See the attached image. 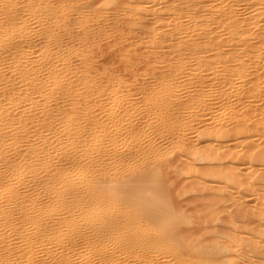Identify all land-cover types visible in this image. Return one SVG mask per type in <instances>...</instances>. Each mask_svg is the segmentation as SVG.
Here are the masks:
<instances>
[{
	"label": "bare ground",
	"instance_id": "bare-ground-1",
	"mask_svg": "<svg viewBox=\"0 0 264 264\" xmlns=\"http://www.w3.org/2000/svg\"><path fill=\"white\" fill-rule=\"evenodd\" d=\"M52 1L0 0V264H74L77 241L94 247L96 243L112 241L110 251L113 243L120 250L138 251L140 257H134L143 258L144 264H264V174L254 169L257 165L253 167V162H264V148L254 140L255 136H264V0H149L158 6L154 26L146 31L140 24L138 29L145 31L143 36L146 34L151 43L165 35L169 42L155 45L167 49L159 52L167 72L157 75L159 87L149 89L151 93L146 91L142 105L129 97L122 98L121 77L102 74L105 68L100 75L84 51L78 56L79 65L71 61L73 66L60 52L62 42L50 45L52 26H65L62 20L71 6L70 0L69 6L64 1L56 6ZM137 1L130 0L123 13L152 9L139 6ZM77 11L82 21L85 14L80 6ZM138 14L134 18L131 15L133 23L147 15ZM132 22L126 25L130 32L136 25ZM42 26H46L42 31L48 40L32 56L28 45ZM209 52L213 57L207 56ZM5 67L7 73L3 72ZM179 75H184L182 82L187 85L198 79L191 90L183 91L188 97L185 119H180L182 108L177 103L182 93L176 80ZM190 92L193 94L189 98ZM215 100H219L218 106ZM172 102L177 105L171 106ZM214 106L225 122L212 119ZM199 112L204 120H199ZM203 123L206 128L186 147L182 146L186 133L197 132L196 125ZM149 129L150 138L145 134ZM236 135L244 139L240 136L234 147L245 150L238 153L247 157V164L252 166L245 171L219 163L224 155L232 153L230 146L226 151L231 150L224 153L222 144L196 148L202 137L225 143ZM167 136L183 148V158L194 156L197 160L204 154V160L218 161L222 168L215 167L219 171L226 168L219 174L225 176V185L215 188L213 196L226 185H231V197L239 193L237 188L250 194L252 191L256 202L250 195L249 201L255 203L251 207L255 210L250 212L258 217V226L250 229L239 227L241 223L235 225L236 217L239 221L250 214V208L246 215L242 210L245 205L241 204L248 195L239 197L240 192L236 198L241 201L234 203L232 228L220 232L221 240L205 238L212 244L194 242L197 233L182 228L187 218L175 204V190L168 189L171 180L167 179L172 176L164 177L176 159L172 156L169 166H162L160 160L166 162L172 150L160 143ZM181 150L178 152L183 154ZM216 173L209 174L215 178ZM175 181L177 187L179 182ZM201 181L196 182L198 192L205 183ZM224 199L228 201L224 197L218 202ZM218 202L212 203L215 210L221 205ZM207 203L205 210L210 206ZM210 210L215 211L211 206ZM251 216L244 222H254ZM115 250L119 256L120 251Z\"/></svg>",
	"mask_w": 264,
	"mask_h": 264
},
{
	"label": "rangeland",
	"instance_id": "rangeland-1",
	"mask_svg": "<svg viewBox=\"0 0 264 264\" xmlns=\"http://www.w3.org/2000/svg\"><path fill=\"white\" fill-rule=\"evenodd\" d=\"M62 1L66 2L65 4H67V1L69 2V0H53L52 2H54V4L56 6L57 5L60 6V4H62ZM129 1L130 0H82V1L70 0V3L71 4L70 3H68V4L71 5V6H69L67 4L70 8L68 7L69 9H68V11H66V13L64 15L65 18H63L64 20H62V22L64 21L65 26H63L61 28H60V26L59 27L57 26L58 28H55V26H52L55 29L51 27L54 30L53 31L51 29V32L54 34V35L52 34L53 35L52 36L53 38L51 37V42L48 39H46V37L43 36L44 35V32L42 30H44L46 26L40 27L38 29V32H36V33L33 34L32 37L33 38L35 37L36 39L35 38L34 39L32 38L33 40L29 43L28 46H30V47L28 48V50L30 49L32 51V53H33L32 56H34L39 51V49H41V47L46 44L47 40L50 43V45H55V42L59 41L60 43L62 42V45L60 44V52H61L62 56L64 54V56L66 58V61L69 62L71 65L74 64L76 66L79 65V62H80L79 61L80 60L79 59L80 57H78V56H80L81 55L80 53H82L84 51L86 54L84 52L83 53L85 55L89 56V58H91L90 61H91L92 67L95 66L93 68L94 69L96 68L97 70H95V71L98 72L100 75L105 74L107 72V75L113 74L114 77H118V76L121 77L120 79H122V80H121V83H120L119 86H120L121 91H122L121 92L122 98L124 97V99H125V97L126 98L129 97V98H131L134 101V103L140 102L139 105H142L143 104V101H141V100L143 99V97H145L144 94H146L148 92L151 93L150 90H152V88L154 90H156L159 87V84L157 82L158 80L156 78L157 75L159 73H161V72H163V73H165V71L167 72L166 63L163 62V65H165V66H163L164 68H162V63H161L162 61H160L161 59L159 60L160 53L162 51L165 52L167 49L164 48V50L166 49L164 51V50H162L163 48H161V49L159 48L160 49L159 50L157 48V46H158V44L161 45V43L163 41H166V42L168 41L169 42V39H168L169 37L167 38L168 35L167 36L165 35L164 38L161 37V39L160 38L158 40L156 39V40H154V43L153 42L151 43L149 41V38L146 37V34L143 36V34H144L145 31H142L141 32L138 29L139 28L138 25H140V24L142 25V27H144V30H146V31L148 29H150V27L152 28L154 26V24L152 23V21H154L153 18H155L154 10H156V8L158 7V6H156L157 5L156 4L157 3L156 1L149 2V0H139V1L136 0L139 3V6H141L140 4H144V5H142V7L145 6L146 8H149L151 6L152 9L151 10H148L147 9L146 11L142 9L141 12H136L137 14L135 13V10H133V11H127V13L124 14L123 13L124 12L123 9H125V6L129 4ZM81 5L83 7H81ZM79 6L82 9V12L85 14V18L82 21H80L79 14H78V11H77L78 8H79ZM125 10H127V9H125ZM138 13L143 14V15L144 14H147V15L146 16L145 15L142 16L141 19H137V20H134L133 19L135 21L133 23L132 22V19L130 17L132 15V17L134 18V15L135 16L136 15H139ZM239 13H242V9H240V8H239ZM129 18L131 19L130 22H132L133 24H136L135 25V29L132 30L133 34H131L132 32H130L131 31L130 28H128L129 29L128 30L127 27H126L127 24H130ZM136 21L138 22V24L136 23ZM35 34H39V36L38 35L36 36ZM58 39H60V40H58ZM145 41H147V42H145ZM166 42H163L162 43L163 46H165L166 44H168V42L167 43ZM155 45H157V46H155ZM152 46L153 47L155 46L154 48L156 50ZM152 53H156L155 56ZM211 53L212 52H209L208 53L209 55L207 54V56H210ZM169 56L170 55H168V57ZM156 57L158 58V61H157V58ZM211 57H213V56L211 55ZM165 58H167V57L165 56ZM71 61H72L73 64L71 63ZM156 61L157 62H160V64L157 63ZM151 65L154 66L155 70H153L154 68H152L150 70V68L152 67ZM149 66H150V68H149ZM5 68H6V70H5ZM5 68H3V72H6L7 73V71H9V70L7 69V67H5ZM159 69H161V71ZM100 70H103L101 72L102 74L99 72ZM103 72H105V73H103ZM109 72H110V74H108ZM98 73H96V74L98 75ZM206 75L209 76V74H206ZM179 76L176 78V80H177V83L180 86L179 90L182 91V93H181L182 95L180 94L181 99L179 100V102L177 101V103H178L179 106L181 105L180 108H182L180 110V112H179L180 119H185L187 117V115L185 113V111H186L185 109H187V107H188V106H185V105L187 104L188 97H187V94H184L183 95V93H184L183 91L185 89H190L191 90L192 89V86L195 85V83L197 82L198 79H192V81H190L191 83L189 85H187V83L182 82L184 80L183 79L184 78V75L183 76L179 75ZM157 84H158V86H157ZM146 91H148V92H146ZM190 93L191 94H188L189 95V98L193 94V92H190ZM185 97H187V98H185ZM235 100L236 99H234L232 101L233 105H235L237 103V101H235ZM217 101H219V100H215L214 101L216 103L214 105H216V106L219 105L217 103ZM177 103L176 102H174V103L172 102L171 103L172 104L171 106L174 107V106L177 105ZM174 104H176V105H174ZM216 106H214L215 108L213 109L214 115H213L212 119L214 118L215 119L214 121H217L219 123L225 122L226 118H224V117L221 116L220 111L219 110L215 111ZM237 109H238V107H237ZM198 115H199V120L200 119L202 120L203 117H201V116L203 115V113H200L199 112ZM192 118H194V117H192ZM204 118L206 119V118H208V116L206 115ZM227 123H228V120H227ZM204 124L205 123L196 125V128L197 129L195 128L194 130H196L197 132H193V131L191 132V131H188L187 130L189 133H186L187 134L185 136L186 138L181 143L182 146H185L186 147L189 143H191L192 140L195 139L196 134L200 130L206 128V126ZM141 134H144V133L142 132ZM145 134L147 136H149V138H150V129L147 130V131H145ZM258 134H259V132H258ZM260 134H262V133H260ZM240 136L241 135H239V137L237 135H236V137L234 136L235 137V140H234V137H232V138L230 137V140L229 141H226L227 143L226 142L224 143V141H222L221 139L220 140L217 139L215 141V139L213 137V140H211V141L212 142H216V144L215 143H211V141H210L209 138H205L204 139V137H202V139L199 138V141H198V143L196 145V148H198V147L199 148H203V146L204 147L206 146V148H207V145H209L210 147H212V145L222 144V146H223V148H221L222 151L220 149V151L222 153L223 150L226 151L228 149V147L230 146V148L233 149V150L229 149L226 152H229L231 150L232 153H228L229 155L228 154L224 155V157H222L221 160H219V163H221V165H223V166H227L229 168L236 169V171L237 170L238 171H245V169L248 168V166H251V165H248L247 164L248 163L247 157L244 158V156L239 155L241 153H238V152H241V149L242 148H239L238 149L237 147L236 148L234 147L235 144H237V143L240 142L238 140H240L241 137H242V140L244 139L243 136H241V137ZM255 137L256 138H254V140L256 139V141H257L255 143H258V145L261 148L262 147L264 148V136H262V137L255 136ZM237 138H239V139H237ZM257 138H259V139H257ZM161 139L162 140L160 141V143L162 142L161 143L162 144V147L166 145V147L168 148V150L170 148L172 149V150L170 149L171 152L168 151L169 152V155L167 156L168 157V160L166 162L163 159L160 160L161 163H162V166L163 165L166 166V164H167L168 161H171V159H174V157L176 158L171 163V164L176 165V168L174 169L173 168L174 165H170L172 169L170 168L171 169L170 170L168 168V170H167V172L169 171L168 173H170V175L168 173H166V175L168 174V176L166 177V175H165L164 177L166 179L167 178H170L171 176L174 177L173 179H172V177L170 179H167L168 181L171 180L170 181L171 185H170L169 182L167 183V185H168V189L170 188L169 190H173V191L175 190L174 195L175 196H178V197H176V198H175V196L172 197V195H173L172 192L173 191L170 192L171 197H172V199L175 198L176 201L175 200L174 201L176 202L175 204H176L177 207H178V204L180 205L179 209L182 212V214L184 213L185 220L187 218L186 221L188 222V226L186 225L187 224V222H186V224H183V225L181 224L183 226V227L182 226L181 227L183 229H185V228L188 229L189 228L190 229L189 231H191V230L194 231L193 233L196 232L197 235L193 239V241L194 242H197V243L201 241V242H204L206 244H212L213 242H211V241H213V240H215V241L217 239L221 240L220 239V236H221V233L220 232H222V230H228V229H231L232 228L231 225L233 224V222H230V221H234V219L231 220V218L234 217L233 215H235L234 214V212H235V207H234L235 204L234 203H237V201H238L236 197H238L239 195H241L239 197H243V195H245V196L248 195V198L249 199L247 197H243V199L240 198L242 201L239 199L242 202L241 203L242 206L243 205H245V206L248 205L247 207H245V206L242 207V210L243 211L245 210L244 213L246 214L247 213L246 210H248V208H250V209H251V207H252V209L254 208L253 207L255 205L254 202H256V200L254 199L256 197H253L252 196V195H254V193H252V191L249 188L248 189H249V191H251V194L252 195L249 192L246 193L245 192V189L243 190V188L242 189L237 188V190H239V193L240 192L241 193L240 194L239 193H235V196L232 195V197H233L232 198L230 196V192L231 191L229 190L231 185L228 184L229 185V188H227V185H226V189L225 188H224L225 190L224 189L223 190L221 189L222 190L221 193L217 192L218 190L216 191L217 192L216 195L219 193L218 194V198H219L220 201H222V198H224V197L227 198V200H228V201H226V199H224L223 202L219 203L218 202L219 200L216 197V195L213 196L211 193L214 191L215 188L217 189L218 186L220 187L222 184L225 185V183H224L225 182L224 179H226V178H224L225 176H221L219 174H220L221 171H223L226 168H224L223 170L221 169V171H219L218 169H220V168H218V167H221V165L219 163L217 164L218 161H216V163H214V162H212L213 160H211V161L210 160H204V157H203L204 154L201 157H199V159H197V160H196V158L194 156H193L194 158L193 157L191 158V156H184V158H183V155H184V152L185 151H183V148H182V150H181V148H179L180 145H174L171 137H168L167 136L165 138L162 137ZM245 140H247V139H245ZM249 140L251 141L252 139H248V141ZM209 142L211 144H209ZM179 150H181L183 152V154L181 152L179 153L178 152ZM244 151L245 150L242 149V152H244ZM173 153L175 155H173ZM178 153L181 154V155H178ZM234 153L235 154L238 153V154L235 155ZM186 155H190V154H187L186 153ZM170 156H171V158H170ZM172 156H174V157H172ZM176 156H178L180 158H178ZM240 156H241V158H240ZM187 157H190L193 160H191V159H189ZM164 163H166V164H164ZM168 163L170 164V162H168ZM210 163H212V164H210ZM169 164H167V165L169 166ZM253 164H254L253 167H256V165H257V167L254 168V169H257L258 171L260 170V172L264 174V162L258 163L259 165L258 164H255L254 162H253ZM210 165H211V167H210ZM216 165L217 166L219 165V166L218 167H215ZM230 166H232V167H230ZM214 167L217 168V169H215ZM173 171H174V174H173ZM163 172H164V168H163ZM202 172H203V174H207V175L201 174ZM216 172H218V173H216ZM209 173H211V174L212 173L213 174L216 173V174H218V176L215 177V178H213V176H211ZM198 177L202 178L201 180H205V183H203L201 185L203 187H201V190H199V192H198V190H196V188H197L196 182H200L201 183L203 181H201L199 179H198L199 180L198 181L197 180ZM165 178H164V181L166 182L167 180H165ZM174 180H177L175 182H179L177 184V187L175 186L176 184L174 183ZM172 184L177 188L178 191L175 189V187ZM195 185H196V187H195ZM172 187H174V188L172 189ZM246 191H248V190H246ZM235 192H238V191H235ZM199 194H200V197H199ZM205 194H207V195H205ZM237 194H239V195H237ZM222 195L224 197H221ZM251 198H252V200L254 202H250L249 201ZM209 201H211V202H209ZM240 201H238V202H240ZM216 202H218L217 205L221 204L219 207L216 206L218 208L217 210H215V207L213 206V205L216 204ZM206 203L208 205L210 203L211 208H214V210H215V211H213L214 213L212 212V210H210V206H207V208H209L207 210L211 211L212 213L211 212L209 213V211L205 210L206 209V206H205ZM212 203H215V204H212ZM252 203H254V204L252 205ZM202 204H204V205H202ZM249 205H252V206H249ZM221 206H223V207H221ZM239 206H241V205H239ZM220 207L222 209H225V210L220 209ZM250 209L248 210L249 212L255 210V209L254 210H252V209L250 210ZM224 211L229 212V214L231 216V217H229L230 219L227 218L229 216L228 213L225 212L226 213L225 214ZM232 212H233V214H232ZM249 212L247 214H249ZM212 214H213V216L211 217ZM226 215H228V216L226 217ZM217 216H219V217H217ZM248 216H251L252 217L251 218L252 220H254V218H255V216L253 215V213L251 214V212H250V214ZM248 216L242 217V219L239 220V221H238V219H240V218L237 219V217L236 218L234 217L235 218V221H234L235 225H237V224L239 225L241 223L239 225V227H241V228L243 227L244 228V226H245V228H247L249 226L248 228H250V229L253 228V227H255V226H258V221L256 220V219H258V217L255 218L254 222L250 221L249 222L250 225H249V223H245L244 220L246 222L249 220V219L246 220L248 218ZM226 219H228V220H226ZM223 220H224V222H223ZM225 221L227 222V225L225 224ZM255 221H257V223ZM184 223H185V221H184ZM229 223H231L230 226H228ZM254 223H256V224H254ZM206 224L207 225H210L211 228L209 229V226H207ZM222 224H223V226H220ZM204 225L207 226V227H205ZM224 225L225 226H228V227H224ZM215 226H216V229H215ZM163 228H166L167 229L168 227L167 226H165V227L163 226ZM193 228H194V230H193ZM226 228H228V229H226ZM198 229H199V231H198ZM215 230H216V233H215ZM207 231H208V234L206 233ZM122 233L124 234V231ZM205 234H206V237L204 236ZM209 235H211V236H209ZM205 238H209V239H211V241H209L208 239H205ZM106 242H103L104 244H101V243L98 244V243H96V246L95 247L92 246V245H88V244L86 245L85 242L84 243H82L80 241L75 242V243H77V247L78 248L75 246L76 247L75 248V252L76 253L74 252V254L72 256V257H75V260L72 261V262L73 263L75 262L74 264H77V263L78 264H86V263L87 264H89V263H92V264H96V263L97 264H103L104 262H106L104 264H111V263L112 264H115L116 262H118L116 260H120L121 259L120 260L121 263L118 262V264L119 263L120 264H126V263L127 264H140L142 262H143L142 264H144V259L143 258H140L139 259L137 257V256H139V253L140 252L138 253V251L137 252L135 251L137 253L136 254V253L132 252V250H131V252H130V250H126V251L124 249L123 250L122 249L120 250V248H118V246H115V243H113V245H111L112 247L114 246V248H112V251H110L111 250V247L109 245L112 244L111 243L112 241H109L110 244H108V243L106 244ZM97 244H98V247H97ZM91 246L94 247V249ZM115 247H116V250H115ZM113 249L115 251H117V249H118L120 252L123 251L124 253L122 252V254H121L120 252L117 251V253L120 254L118 256V254H114ZM127 251H128V253L130 255L128 253H125ZM111 252H113V254L115 255V256L113 255L112 258H111V255H112ZM102 253L105 256H107L108 259H109V255L111 254L110 255V259L112 261L109 259V261H110V263H109V261L107 260V258ZM134 254L137 255V256L134 257L135 256ZM151 255H154V254H151ZM98 256H99V258H98ZM127 256H129V257H127ZM51 257L53 258V255ZM119 257H121V258H119ZM100 258H101V260H100ZM122 258H123V260H122ZM72 259H74V258H72ZM102 259H104L106 261L102 262L103 261ZM113 260H114V262H113ZM76 261H77V263H76ZM94 261H95V263H94ZM126 261H128V262H126ZM137 261H139V262L142 261V262L137 263ZM171 262L172 261H170V263H168V264H171ZM177 263H179V262H177ZM177 263L176 262H173V264H177ZM155 264H164V263L162 261H159L158 263L155 262ZM179 264H181V263H179ZM208 264H210V263H208Z\"/></svg>",
	"mask_w": 264,
	"mask_h": 264
}]
</instances>
